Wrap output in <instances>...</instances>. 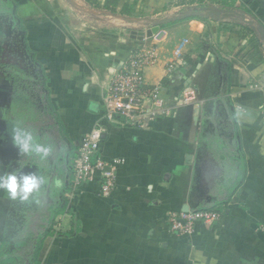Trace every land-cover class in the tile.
<instances>
[{
	"label": "crops",
	"instance_id": "0c3cea01",
	"mask_svg": "<svg viewBox=\"0 0 264 264\" xmlns=\"http://www.w3.org/2000/svg\"><path fill=\"white\" fill-rule=\"evenodd\" d=\"M188 1L0 0V175L12 169L15 123L25 125L14 94L36 78L73 150L105 124L102 158L119 161L108 197L99 174L51 203L40 192L22 202L0 190V264H264V87H251L264 83V40L240 22L201 17L131 38L209 2H241L264 28V0ZM145 44L158 55L146 83L165 88L170 106L186 88L196 101L145 129L119 117L106 124L104 91ZM185 206L221 217L175 236L166 215Z\"/></svg>",
	"mask_w": 264,
	"mask_h": 264
},
{
	"label": "built area",
	"instance_id": "2783aa9c",
	"mask_svg": "<svg viewBox=\"0 0 264 264\" xmlns=\"http://www.w3.org/2000/svg\"><path fill=\"white\" fill-rule=\"evenodd\" d=\"M148 38H144L146 40ZM188 45L187 39H182L176 46L173 56L179 57ZM158 60L157 49L152 44H145L135 54L132 53L124 62L117 74L107 85L102 107L104 120L114 123L119 117L123 124L132 128L145 129L160 119L176 115L175 107L191 104L196 101L194 89L186 88L174 106H170L163 96L159 85H149L144 79V70ZM264 87V83L252 84L254 89ZM264 121V105L259 110ZM104 125H96L84 134L75 150L70 178L71 190L74 191L99 174V193L108 197L115 186V168L118 160L106 161L101 155ZM108 168V169H107ZM73 193L69 194L72 195ZM221 214L213 210H188L170 212L166 215L168 230L175 236H188L195 232L198 224L211 225L218 222Z\"/></svg>",
	"mask_w": 264,
	"mask_h": 264
},
{
	"label": "flooded vegetation",
	"instance_id": "af4514ba",
	"mask_svg": "<svg viewBox=\"0 0 264 264\" xmlns=\"http://www.w3.org/2000/svg\"><path fill=\"white\" fill-rule=\"evenodd\" d=\"M40 104L42 109L40 112L49 115L47 112L51 109L48 103L46 102L44 105L42 104V100H40ZM35 118L36 117H32V115L31 118L29 116L26 118L31 125L28 129L22 127L24 126L22 123L19 125L15 123L16 129H23L31 132L36 142L44 146H50L52 150L47 157L41 158L35 153L22 152L17 146H14L12 149L11 147L8 148L10 144H7L8 150L11 149L9 152V154L11 153L10 156L13 154L14 165H12L11 172L22 171L24 174L35 173L45 179V183L41 185L40 190L33 193L30 197L36 196L40 192L50 203L53 201L52 199L54 197L62 201L65 195L64 190H68L70 187L71 174H68L69 165H67L65 161V155L68 154L67 149L69 148V141L66 139L61 129V124H59L56 118L53 117L52 123L47 126L42 125L40 120H34ZM74 152L75 150L73 149L69 152L70 165H72L73 162Z\"/></svg>",
	"mask_w": 264,
	"mask_h": 264
},
{
	"label": "clouds",
	"instance_id": "9594fccd",
	"mask_svg": "<svg viewBox=\"0 0 264 264\" xmlns=\"http://www.w3.org/2000/svg\"><path fill=\"white\" fill-rule=\"evenodd\" d=\"M12 141L22 152L35 153L41 158L47 157L52 150L50 146L36 142L34 135L23 129H13ZM43 183L45 179L35 173L12 171L0 175V190H4L10 200L28 201L33 193L40 190Z\"/></svg>",
	"mask_w": 264,
	"mask_h": 264
},
{
	"label": "water",
	"instance_id": "95a60500",
	"mask_svg": "<svg viewBox=\"0 0 264 264\" xmlns=\"http://www.w3.org/2000/svg\"><path fill=\"white\" fill-rule=\"evenodd\" d=\"M190 17H201V18H207V19H212L216 21L234 20L236 22H243L241 24L249 27L253 32L258 34L259 37H261L264 40V28L260 24H258L256 19H247L246 14H244L242 10L238 8H230L224 5L223 6H216V5L203 6L199 8L194 7L184 12H181L179 15L160 18L156 20L155 22H153V24L149 28H147L145 31H132L131 38H135L138 40H143L144 38H150L160 30L161 26L169 24L174 21L185 20ZM68 144H69L68 145L69 148L67 149L68 154L65 155V159H66L65 161L67 165H69L68 174L70 175L72 172V165L69 164V152L73 149L74 144H71L70 142H68ZM188 210H189V207L185 206L182 211L186 212Z\"/></svg>",
	"mask_w": 264,
	"mask_h": 264
},
{
	"label": "rangeland",
	"instance_id": "374dc122",
	"mask_svg": "<svg viewBox=\"0 0 264 264\" xmlns=\"http://www.w3.org/2000/svg\"><path fill=\"white\" fill-rule=\"evenodd\" d=\"M213 1L215 2V0H213ZM186 3L189 4L190 3V0L188 2H186ZM228 3L230 4V2H228ZM236 4H237V7L236 8H244L245 9V5L242 4L241 2H237L236 1ZM212 5H213V2H209V4L206 5V6H212ZM195 7H198L199 8V7H203V6L202 5H199V6L197 5ZM243 10H242V12H244ZM246 18L247 19H255V18H253L251 16V14H246ZM254 21H256V20H254ZM240 23H243V22H240ZM37 81H38V79L36 78V85L35 84H32L33 86H30V84H28L29 82H25L24 83V86L25 87L22 85V87H20V89L17 90V92H15V94H14V97L16 99L18 97L20 99V102L18 103L19 104L18 109L20 110V114H22V116H24V117H22V119H19L18 121L22 120V122H23L25 120V125L24 126L26 128H29L28 125H26V123H30V122L26 121L27 120L26 118H28V116L31 118V115H32V117H36L34 120H40V122H41L42 125H44V122H48L49 124H51L52 123V120H53V113L51 112V110H48V112H47L49 115H45L44 112H40V111H42L41 104H40V98H41L42 94L39 92V89L36 88V86H38ZM26 86H28V87H26ZM33 88H36L35 90H33L36 94L34 92L30 91ZM20 106H24V108H20ZM22 124H24V123H22ZM45 124L47 125V123H45ZM24 126H22V127H24ZM11 146H12V144H11ZM10 154H8V155H10ZM73 156H74V154H73ZM11 158L13 159V154H12V157ZM12 165H14L13 164V161H12ZM11 170L8 171V173L11 172ZM69 192L70 191H68L67 194ZM54 222L55 221H52V228H53V226H54V228H56V225L57 224H55Z\"/></svg>",
	"mask_w": 264,
	"mask_h": 264
},
{
	"label": "trees",
	"instance_id": "16d2710c",
	"mask_svg": "<svg viewBox=\"0 0 264 264\" xmlns=\"http://www.w3.org/2000/svg\"><path fill=\"white\" fill-rule=\"evenodd\" d=\"M226 6H231L230 4H228V5H226ZM190 18H192V17H190ZM170 25V23L169 24H166V25H164V26H162V28L163 27H167V26H169Z\"/></svg>",
	"mask_w": 264,
	"mask_h": 264
}]
</instances>
